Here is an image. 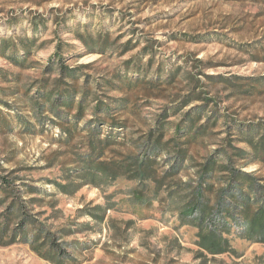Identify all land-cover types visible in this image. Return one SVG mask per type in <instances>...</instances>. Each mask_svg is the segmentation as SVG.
<instances>
[{
	"label": "rangeland",
	"instance_id": "1",
	"mask_svg": "<svg viewBox=\"0 0 264 264\" xmlns=\"http://www.w3.org/2000/svg\"><path fill=\"white\" fill-rule=\"evenodd\" d=\"M105 32L116 43L107 55L89 51L78 38V34ZM32 37L37 43L31 55L14 47L0 53V100L9 104L0 102V113L14 126L0 132V165L16 170L18 187L27 183L38 189L45 201L35 211L46 210L42 219L54 206L58 211L51 220L55 226L73 222L76 233L66 240L78 264H264V243L244 238L240 227L224 234L232 249L215 257L209 254L206 261L200 258L198 228L181 224L177 201H166L165 191L157 194L151 181L142 184L124 176L114 180L104 178L100 171L85 175L75 146L66 141L63 131L48 119L43 120L42 129L32 112V97L38 88L34 84L44 77L58 43L63 44L62 62L71 67L93 64L87 73L99 76L128 58L141 57L146 64L150 55L144 46L153 40L154 69L158 62L169 69L182 66L180 76L174 85L165 83L160 95H134L132 109L117 112L111 116L115 123L110 119L101 126V137L110 136L114 142L102 160L112 159L118 151L141 153V138L157 126L156 120L165 110L172 113L188 92L187 72L199 74V88L218 110L219 130H224L227 117L238 125L264 123V0H0V43ZM128 40L137 47L120 55V46ZM15 53L18 63L11 59ZM195 58L202 60L200 66L193 63ZM24 59L25 66L19 63ZM200 103L195 101L178 114L172 113L168 136L177 119ZM18 117L37 123L36 131L19 124ZM233 128L236 132V125L229 131ZM85 133L81 130L78 140ZM214 148L211 142H199L192 152L203 160ZM243 170L264 176V166L258 163L245 165ZM194 176L189 165L183 177ZM64 182L72 183L70 190L81 186L65 193L59 187ZM140 198H144L143 204L138 202ZM97 204L111 208L104 219L89 211ZM215 220L219 225L222 222ZM0 264L52 263L29 244L18 242L0 245Z\"/></svg>",
	"mask_w": 264,
	"mask_h": 264
},
{
	"label": "trees",
	"instance_id": "2",
	"mask_svg": "<svg viewBox=\"0 0 264 264\" xmlns=\"http://www.w3.org/2000/svg\"><path fill=\"white\" fill-rule=\"evenodd\" d=\"M78 38L89 51L103 55L114 51L116 44L107 32L78 34ZM155 42L147 41L144 46V52L150 55L146 64L141 57L128 58L113 71L99 76L87 73L93 64L71 67L62 62L63 44L58 43L57 52L44 69V77L34 84L38 88L37 95L32 97V112L37 123L43 129V120L48 119L63 131L66 141L75 146L74 151L85 175L100 171L104 178L114 180L124 176L142 184L151 181L157 194L165 191L166 201L178 202L177 216L181 224L198 228L199 257L205 261L209 254L215 257L232 249L231 240L224 236L232 227H240L244 238L264 243V176L243 170V166L252 163L264 166V123L253 121L238 125L227 117L224 130H219L218 110L211 106L213 100L199 88V74L187 72L184 75L190 76L186 82L188 92L172 113L178 114L179 110L195 101L201 103L177 119L172 135L167 134L172 113L165 110L157 118V126L141 138V153L118 151L110 160L101 159L114 143L110 136L101 137V126L110 119L115 123L116 118L111 116L117 112L132 109L130 105H136L134 95H160L164 93L161 87L165 83L174 85L180 76L182 66L169 69L163 62H158L154 69ZM36 43L35 37L17 43L4 39L0 43V53H8L10 47H14L29 56ZM135 47L137 44L128 40L120 46L119 53L123 55ZM16 54L11 59L18 63ZM19 63L25 66L26 60ZM193 63L200 66L202 60L195 58ZM205 67L210 66L205 64ZM134 75L140 77L134 78ZM162 75L166 80L161 81ZM207 77L213 79L211 75ZM113 92L120 95H113ZM17 120L29 131H36L37 123L22 117ZM0 122L5 125L0 132L14 127L1 113ZM234 125L237 126L236 132L234 128L230 132ZM81 130L86 133L78 140ZM224 133L225 136L221 137ZM199 142H211L215 147L203 160L197 159L192 152L193 146ZM162 156L165 157L164 162ZM189 165H192L195 176L184 179L183 172ZM15 173L16 170H7L0 165V245L23 242L52 264H78L66 240L67 236L76 233L73 222L55 226L51 221L58 213L54 206H50L51 213L42 219L46 210H35L44 205V197L31 184L18 187L16 182L19 178ZM59 185L65 193L75 192L81 186L70 190V182ZM143 199L138 202L143 204ZM109 209L97 204L90 206L89 211L93 217L104 219ZM215 218L222 221L220 225Z\"/></svg>",
	"mask_w": 264,
	"mask_h": 264
}]
</instances>
